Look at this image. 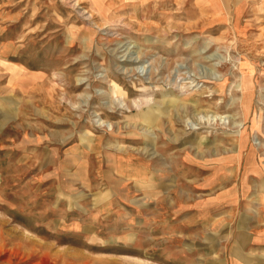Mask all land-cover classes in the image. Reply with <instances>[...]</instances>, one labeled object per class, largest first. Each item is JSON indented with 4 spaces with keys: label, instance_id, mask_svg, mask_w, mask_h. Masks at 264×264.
Returning a JSON list of instances; mask_svg holds the SVG:
<instances>
[{
    "label": "rangeland",
    "instance_id": "rangeland-1",
    "mask_svg": "<svg viewBox=\"0 0 264 264\" xmlns=\"http://www.w3.org/2000/svg\"><path fill=\"white\" fill-rule=\"evenodd\" d=\"M177 1L0 0V264H264V9Z\"/></svg>",
    "mask_w": 264,
    "mask_h": 264
},
{
    "label": "crops",
    "instance_id": "crops-1",
    "mask_svg": "<svg viewBox=\"0 0 264 264\" xmlns=\"http://www.w3.org/2000/svg\"><path fill=\"white\" fill-rule=\"evenodd\" d=\"M134 1V2H133ZM172 2V0H90L91 5L94 8H114V9H136L138 10V14H142L145 16V11L147 9H164L167 8L168 5L166 2ZM191 0H183L182 3H184L187 6V3ZM196 2V7L198 9L200 8H208L210 12V8L215 10L211 14V12L208 14V12H205L206 17H220L224 16L225 14H230L231 11L234 13V11H240L244 6H248L249 4H252L254 8H262L264 9V0H192ZM101 2H104V4H101ZM181 2V0H179ZM110 3V4H108ZM175 3H178L177 0H175ZM183 4V5H184ZM202 12V10L200 9ZM263 227V226H262ZM262 229V228H260ZM258 243V242H257ZM252 243V254H262L264 251V244L263 242H259L261 244ZM236 263L235 264H252V261L250 259H247L243 257L241 254H239L236 257Z\"/></svg>",
    "mask_w": 264,
    "mask_h": 264
},
{
    "label": "bare ground",
    "instance_id": "bare-ground-1",
    "mask_svg": "<svg viewBox=\"0 0 264 264\" xmlns=\"http://www.w3.org/2000/svg\"><path fill=\"white\" fill-rule=\"evenodd\" d=\"M134 2V1H133ZM31 30V29H30ZM32 32V31H30ZM160 111V110H158ZM160 113V112H159ZM145 119H146V122L148 121H152L156 118V114L152 111L148 112V113H145L144 115ZM143 122V121H142ZM242 146V149L246 148L248 146V143H247V138L246 139H242L240 141V147ZM131 174V173H130ZM240 221V220H239ZM248 242V241H247ZM245 243V242H244ZM246 244V243H245Z\"/></svg>",
    "mask_w": 264,
    "mask_h": 264
}]
</instances>
